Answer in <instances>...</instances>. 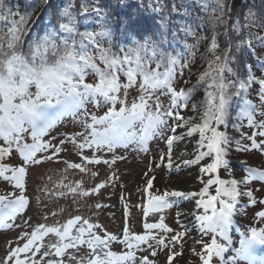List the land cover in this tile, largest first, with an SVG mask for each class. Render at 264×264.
<instances>
[{"label": "snow or ice", "instance_id": "snow-or-ice-1", "mask_svg": "<svg viewBox=\"0 0 264 264\" xmlns=\"http://www.w3.org/2000/svg\"><path fill=\"white\" fill-rule=\"evenodd\" d=\"M209 4L214 6L210 24L225 25L226 35L229 31L240 33L241 46L252 48L256 40L264 46V36L247 33L250 38L246 39L235 21L231 29L227 27L226 0H202V7ZM171 11H179L175 3ZM87 12V7L80 9V13ZM8 15H12L11 11ZM255 15V20H249L253 10H247L245 22L249 27H264V17L259 13ZM5 23L9 25L7 31H0V180L8 182L15 191L0 195V225L9 230L21 227L9 223L20 219L23 226L32 230L17 235L14 245L9 246L4 264H158V254L165 255V264H173L176 257L183 255L177 246L182 248L184 238L192 231L200 236L193 242L201 245V251L197 252L195 248L190 251L199 258L200 264H214V259L220 264H264V255L256 254V247L264 246V227L241 231L238 247L231 235L238 205L245 198L248 205H264V198L255 195L260 189L252 186L254 181H259L264 187V170L246 166L247 175L241 180H226L219 176L220 169L228 167L226 157L233 144L237 151L264 150V78L258 79L250 71L243 78L235 73L230 66L231 49L226 47L222 55H214L207 69L199 75L198 84H206L205 99L191 103L193 89L174 86L178 69L182 75L183 69L189 65L182 63L181 57L164 51L158 40L135 42L133 47L113 51L111 45L105 47L98 39L107 33L80 32L77 13L65 9L58 24L28 44L25 51L22 40L26 31L25 19L9 21L8 16L0 11V26ZM218 48L217 36L213 35L208 51L215 53ZM225 73L237 76V79L229 80ZM89 74L94 76V82H87ZM121 76L126 82H121ZM254 84L260 88L257 93L259 106L248 98ZM129 89L138 92L131 102L128 100ZM233 96H242L244 107L240 117L246 120L248 128L254 130L251 135L241 132L240 139L229 137L226 131L220 130L226 124ZM161 97L170 98L167 107ZM190 103L193 112L197 111L198 104L203 109L198 123H193L196 116L186 118L179 111L188 109ZM88 105L106 107L107 110L98 116L89 110ZM65 115L79 117L83 131L65 133L57 139L52 131ZM244 126L241 124L240 127ZM165 128L170 133L167 136H164ZM180 128L186 131L177 135ZM196 134L195 158L184 160V164L200 165L199 171L208 175L206 181L200 177L204 185L201 190L155 196L149 192L150 211L171 208L166 199L169 195L196 200L202 213H193L190 225L179 219L186 214L178 213L179 231L167 225L161 217L159 222L143 223L144 234L132 233L125 226L121 239L102 231V225L81 215L72 216L64 223H40L34 227L31 218L25 215L32 204L27 194L26 178L33 166L55 160L66 164L65 171L73 169L84 173L88 171L87 165L114 164L121 158L115 156V150L126 147L131 141L143 145L151 137L161 135L168 151L160 156V162L162 164L167 158L171 168L174 142ZM69 144L78 150L79 162L62 160L61 154ZM86 150L95 153L106 150L113 156L111 161L100 155L90 157L83 154ZM14 151L20 158L19 164L9 162ZM153 179L148 180V189L152 188ZM105 186L101 182L89 191L83 188L82 181L75 185L61 182L57 185L61 190L55 195L59 198L71 196L75 202L76 196L98 194ZM213 186L215 194L210 191ZM42 191L49 190L44 188ZM94 207L99 209L104 205L97 203ZM255 216L264 221V209ZM154 230L159 232L154 233ZM49 236L54 239L45 243ZM113 242L123 244L126 251H112ZM82 249L87 251L86 257L78 255ZM138 252L147 255L138 256Z\"/></svg>", "mask_w": 264, "mask_h": 264}, {"label": "rangeland", "instance_id": "rangeland-1", "mask_svg": "<svg viewBox=\"0 0 264 264\" xmlns=\"http://www.w3.org/2000/svg\"><path fill=\"white\" fill-rule=\"evenodd\" d=\"M37 12H39V10H37ZM194 58L196 57L186 61L182 59V63L188 64L189 66L183 69L182 75L177 71L174 84L177 89L184 88L187 90L191 88L192 85L195 86L198 83V77L201 74L198 73V71H201L202 66H205V64L201 62L200 56L196 62H194ZM255 74L261 73L255 72ZM121 79L122 83L126 82L125 78ZM235 79L234 75L229 76V80ZM94 80L95 78L93 77L87 78V82H94ZM185 81H187V83H185ZM205 88L206 87L204 85L201 86V84L196 87L197 93L193 95L191 103L202 102L205 99ZM253 90H257L254 88V85H252L248 98L252 99L253 102L257 103V106H259L260 101L259 99L258 101L255 100ZM32 91H35V89H32ZM128 91V100L131 102L136 98L138 92L136 89H129ZM161 99L165 107H167L170 103V98L161 97ZM191 103L188 109H181L179 111H181V114L186 118L188 116H196L197 119H195L193 123H198L199 115L202 114L203 110L198 104L197 111L193 112ZM88 108L96 115L107 110L106 107L94 108L92 105H88ZM234 119L231 118L232 121ZM260 119L261 117L257 115V120ZM170 123H174V121ZM233 123L236 124L235 121H233ZM239 123L245 125V123ZM234 124L230 126L227 124L225 131L229 137L240 139V131L234 129ZM244 127H246V125ZM80 131H83L80 118H73L72 116L65 115L57 123L56 128L52 131V135L60 139L65 133H76ZM185 131V128L177 129V135ZM246 131V133L251 135L254 130L246 128ZM169 134L168 129L165 128L164 136ZM164 136L157 135L151 137L143 145L131 141L126 147L121 146L115 150V156L121 158H118L114 164L87 165L88 171L84 173L73 169H67V171H65L66 164L63 162H56L55 160L31 167L26 178V183L27 194L31 198L32 204L25 214L27 217L31 218V225L34 227L40 223L48 225L57 222L64 223L72 216L81 215L85 218H90L94 223L102 225V231L106 230L122 239L125 226H127L132 233L144 234L145 229L143 228V223H156L163 217L167 225L179 231L180 228L176 222L178 213H180L178 209L184 208L183 205H178L177 208L174 205L180 202L179 197L172 195L167 196L166 199L172 207L156 212L149 210V192L153 196L163 195L166 192L170 193V187L173 184L186 183L187 181L192 182L191 190L193 192H198L204 186L201 183L200 177H203L205 181L209 177L199 171L200 165L193 164L188 166L184 164V160L195 158L196 150L192 158L180 156L178 159H174L171 168L168 167L167 158L161 164L160 156L168 151ZM189 139L197 141L198 134L192 137L186 136L183 140L174 142L171 153H174L177 146L184 144V142ZM29 142H31L30 139ZM245 143L248 142L245 141ZM196 145H193L194 149ZM236 147L235 144L230 147L227 159L228 167H222L220 169L221 176L224 178L232 177L241 180L247 175L245 171L246 166L264 170V150L253 149L244 152L237 151ZM77 152L78 150L73 149L72 145H67V150L61 154L62 160L79 162L76 154ZM83 154L90 157L100 155L109 161H111L113 156V153H108L106 150L103 153H95L86 150ZM9 162L19 164L20 158L18 153L14 151L12 159ZM206 162L210 161H202L201 163ZM93 173H98V175L94 176ZM173 174L175 175L174 179L172 178ZM152 177H154L152 180V188L148 189L147 182ZM79 181H82L83 188L89 191L101 182H104L106 186L101 189L98 194H91L88 197L76 196L75 202L71 196L59 198L55 195V192L61 190L57 187L59 183L63 182L64 184L75 185L76 182ZM252 186L256 189H260L255 195L258 198H264V187H262L261 182L254 181ZM44 188H47L49 191H42ZM64 190L66 191V189ZM12 191H15V189L8 182L0 180V195H6ZM49 192H51L52 195H49ZM97 203L104 205V207L99 209L95 208L94 205ZM262 209H264V205H248L246 203V198L241 202V205H238V211L234 217L233 231L231 232L236 247L239 246L238 241L240 239V232L245 231L247 228V222H250L249 227H264V221H261L255 216V213ZM187 210L192 212V219L188 221L189 225L193 222V213H202L203 211L197 207L195 199L190 200L189 207L184 211L186 212ZM52 213H56V215H52ZM45 216L47 219H45ZM9 223L21 225V227H13L9 230L0 226V264H4L9 246L14 245L17 235L23 231L32 230L31 227L23 226L22 220L20 219L9 221ZM155 232H159V230H154V233ZM199 238L200 236L197 232H189L182 242L183 247L180 248L177 246V250L182 251L183 255L176 257L173 264H200L199 258L190 251L191 248H195L197 252L201 251V245L194 244L193 242L194 239ZM52 239H54V237L49 236L45 239V243H48ZM207 239L208 237H205V240ZM111 250L117 253L126 251L124 245L118 242H113L111 244ZM78 255L86 257L87 251L82 249ZM137 255L142 256L147 255V253L138 252ZM156 259L158 264H165L164 254H158ZM214 264H220V261L214 259Z\"/></svg>", "mask_w": 264, "mask_h": 264}, {"label": "trees", "instance_id": "trees-1", "mask_svg": "<svg viewBox=\"0 0 264 264\" xmlns=\"http://www.w3.org/2000/svg\"><path fill=\"white\" fill-rule=\"evenodd\" d=\"M249 1L252 0H246V3H250ZM173 3L179 9L178 12L171 11ZM82 7L88 8L87 14L80 13ZM213 7L212 4H209L206 8L202 7V3H199L198 0H0V11L8 16L9 21L14 19L19 22L21 18L26 21L24 25L26 31L22 37L25 51L28 44L36 41L38 37L43 36L51 27L58 24L62 10L70 9L77 13L80 32L87 30L96 33H107V35L98 37V39L105 47L111 45L113 51L133 47L135 42L158 40L164 51L181 57L184 61L199 57V54L203 55V58L207 60V67L208 62L214 59V55H222L223 50L228 47L231 49L229 52L231 57L230 66L234 72L242 78L249 71L255 74L260 59L264 57V46H261L260 42L256 40L253 42L252 48L245 47L244 49V46H241L240 49H236L235 46L238 45V42L228 41V37L224 32H220L216 26L209 23ZM227 10L230 11L228 8ZM9 11L12 13L11 16L8 15ZM257 13L264 17V12H261L258 8ZM231 17L233 16L226 17L227 26H230L229 22L233 21ZM255 19L256 15L253 20ZM239 20L236 21L237 25ZM162 23L163 27H161ZM8 26L7 23L3 24L0 26V31L6 32ZM207 28L209 30L213 29L214 35L217 36L219 48L215 53L208 51L210 45L206 47V50L201 49L199 51V46L192 43L196 34L198 32L206 33ZM185 29L187 34H185ZM257 29L252 26L250 31L247 27L249 33L264 36V27H259L258 31L260 32H255ZM245 38L249 39L250 37L246 36ZM181 43H186V46H180ZM97 62L99 63V61ZM100 66L103 67L102 64ZM225 75L229 79L230 75L227 73ZM88 77L94 78L92 74H89ZM121 78L124 77L121 76ZM203 85L206 87V84H201V86ZM197 86H199L198 83L195 87L192 85L189 88L193 89V95L197 93ZM254 88L257 89L255 94L257 95L260 91L259 85L254 84ZM256 100L258 101V96ZM255 104L257 105V103ZM243 107L242 96H233L228 109L226 124L221 127V131H225L227 124L230 126L235 121L234 129L239 128L240 133L247 132L246 128L248 127H240L241 124L239 123H245V125L247 123L246 120L240 117ZM103 114L104 111L99 113L98 116ZM231 118L235 119L232 121ZM226 159H228V156ZM219 176L226 180L233 179L232 177L224 178L220 175V171ZM210 191L215 194V186Z\"/></svg>", "mask_w": 264, "mask_h": 264}, {"label": "bare ground", "instance_id": "bare-ground-1", "mask_svg": "<svg viewBox=\"0 0 264 264\" xmlns=\"http://www.w3.org/2000/svg\"><path fill=\"white\" fill-rule=\"evenodd\" d=\"M198 2L202 3V0H198ZM226 2H227V8L230 9V11L227 10V16L226 17L232 15L234 18L233 17H231V18L235 22L237 20L241 19V20H239V24L238 25L236 24V26L241 28V32L245 35V37L248 36L247 33H249V30L251 31V27H249L248 24L245 22L246 21V12L249 9L253 10V16H251V18L253 20L254 16H255V13H257V8L261 12H264V0H252V1H249L250 3H246V0L245 1L244 0H240V1H238V0H226ZM239 3H241V4H239ZM251 18L249 17L248 19L251 20ZM233 21L229 22L230 26H227L229 29H231V26L233 25ZM198 23H200V21H198ZM214 26H216V28L218 30H220V32H222V33L224 32L225 33V25H214ZM247 27L249 28V30H247ZM221 28H222V30H221ZM255 28L259 29V26H255ZM258 29L255 30V32H260V31H258ZM213 32H214L213 29L209 30L208 28L206 29V33L198 32V34H196V37H194V40H193L192 43L195 46H199L200 50L201 49L202 50H204V49L206 50V47H208L210 45L211 38L214 35ZM239 35H240V33H233L231 31H229L228 34L226 35L228 37V39H227L228 41H230V42H232V41L238 42V45L236 44V46H235L236 49H240L241 48V45L239 44V42H240ZM180 46H186V43H181ZM243 48L245 49V47H243ZM199 56L201 58V62H204V64H205V66H202L201 71H198V73H202L207 68L206 67L207 60L203 58V55L199 54ZM198 59H199V57L194 58V62H196ZM255 72L261 73V74H257V75L253 74L255 77L264 78V57H262L260 59V64L258 65L257 70ZM235 78L237 79V76H235ZM253 92H254V98L256 100L257 99V95H255L256 94V90H253ZM196 144H197L196 140L194 141V140H190L189 139V140H186L184 142V144H180L179 146H177V149L174 151V153H172V161L174 159H176V158L178 159V157H180V156H184V157L186 156V157L192 158V156L195 154L196 148L194 149V146ZM196 147H197V145H196ZM172 178L173 179L175 178L174 174H173ZM170 189H171V192L178 191V192L188 193V192L192 191L191 190L192 189V182L187 181L186 183L175 184V185L173 184L170 187ZM178 197H179V201L180 202L179 203L177 202L174 205H175L176 208H177L178 205H180V206L183 205L184 208H180L178 210H179L180 213L186 214L184 216H180L179 219H180V221L182 223L188 224L189 223L188 221L190 219H192V217H191L192 212H190V210H187L185 212L184 210H186L187 207H189V202H190L191 198L184 197V196H178ZM256 254L258 256L264 255V248H260L259 252H258V250H256Z\"/></svg>", "mask_w": 264, "mask_h": 264}]
</instances>
